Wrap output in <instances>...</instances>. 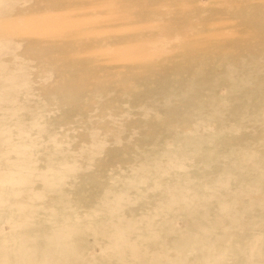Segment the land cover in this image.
<instances>
[{
	"label": "rangeland",
	"instance_id": "374dc122",
	"mask_svg": "<svg viewBox=\"0 0 264 264\" xmlns=\"http://www.w3.org/2000/svg\"><path fill=\"white\" fill-rule=\"evenodd\" d=\"M0 264H264V0H0Z\"/></svg>",
	"mask_w": 264,
	"mask_h": 264
}]
</instances>
